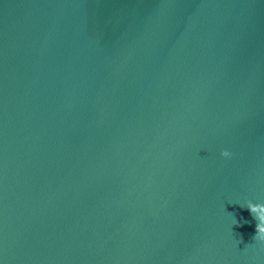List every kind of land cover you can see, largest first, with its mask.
<instances>
[{
  "label": "water",
  "instance_id": "95a60500",
  "mask_svg": "<svg viewBox=\"0 0 264 264\" xmlns=\"http://www.w3.org/2000/svg\"><path fill=\"white\" fill-rule=\"evenodd\" d=\"M248 202L264 0H0V264H264Z\"/></svg>",
  "mask_w": 264,
  "mask_h": 264
},
{
  "label": "clouds",
  "instance_id": "9594fccd",
  "mask_svg": "<svg viewBox=\"0 0 264 264\" xmlns=\"http://www.w3.org/2000/svg\"><path fill=\"white\" fill-rule=\"evenodd\" d=\"M221 155L225 158H228L231 154L228 151H223ZM247 209L257 221L255 235L253 238L264 242V205L248 202Z\"/></svg>",
  "mask_w": 264,
  "mask_h": 264
}]
</instances>
